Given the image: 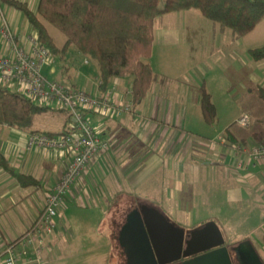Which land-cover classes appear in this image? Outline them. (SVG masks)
Returning a JSON list of instances; mask_svg holds the SVG:
<instances>
[{"label": "crops", "instance_id": "crops-1", "mask_svg": "<svg viewBox=\"0 0 264 264\" xmlns=\"http://www.w3.org/2000/svg\"><path fill=\"white\" fill-rule=\"evenodd\" d=\"M23 1L37 10L39 0ZM1 5L17 34L23 36L35 31L23 12L2 2ZM262 24L264 20L254 30ZM240 40L234 38L230 29L221 30L218 24L196 10L167 13L156 22L150 63L158 76L168 77L166 79L180 82L187 88L205 79L212 100L216 95L214 83L219 77L208 62L217 49ZM78 53L81 65L69 77L66 76L68 73L59 71L55 66L48 67L53 78L46 76L85 89L92 95L102 96L111 89L113 101L132 104V76L112 77L103 93L98 63L95 66L88 57ZM157 56L162 61L156 66ZM168 86V82H155L137 106L132 104L130 111L117 116L86 113L91 124L109 141L110 146L89 161L66 197L56 217L55 231L45 238L43 256L48 263V257L55 251L58 242L65 238L63 230L66 226L70 232L81 233V236H75L79 241L98 242L104 249L103 256L109 261L130 264L122 232L132 215L152 209L181 227L172 219V215L182 200L193 203L194 195H189V190L196 183V176L200 177V172L205 174L208 170L205 164L210 160L207 159L218 158L213 162L215 168H211V177L215 179L216 169H219V177L224 182L223 190H218L213 198L223 196L227 201L237 203L244 200L247 192L264 191V161H249L242 153L247 149L240 150V146L228 141L225 136L223 141L211 145L199 138L197 141L189 128L182 126L183 108L177 106L184 98L183 102L188 103V92L180 94L175 85ZM223 94L231 96L226 89ZM196 100L200 103L201 94L197 95ZM252 112L242 110V114L248 113L251 119L254 118ZM63 128L70 129L71 126L64 125ZM34 129L47 132L62 130ZM1 130L4 136L0 139V157L13 170L0 162V264H3L5 247L25 233L35 221L68 160L59 151L27 147V137L32 130L9 126H2ZM230 157L231 160H228ZM16 174L31 176L36 182L23 184ZM154 185H161V190L155 192ZM262 219L264 222V215ZM211 220L219 226L226 245L223 227L215 219ZM202 225L191 224L189 228H181L186 232ZM89 232L97 235L89 236ZM254 247L263 261L264 251Z\"/></svg>", "mask_w": 264, "mask_h": 264}, {"label": "trees", "instance_id": "trees-1", "mask_svg": "<svg viewBox=\"0 0 264 264\" xmlns=\"http://www.w3.org/2000/svg\"><path fill=\"white\" fill-rule=\"evenodd\" d=\"M1 2L23 12L37 31L40 41L53 54L65 52L73 44L78 52L95 60L99 66L103 93L112 77L131 75L134 106L145 98L152 84L166 81V77L154 73L150 63L155 25L163 15L196 10L218 24L221 30L230 29L234 38L245 36L264 20V0H39L36 11L27 1ZM46 24L54 26L66 36L61 48L49 34ZM250 51L256 60L264 59V45ZM257 89L263 102L258 108L262 116L257 121L256 130L248 132L247 127L235 122L225 131V138L240 146L239 149H249L264 142V88L260 86ZM201 90L200 103L204 118L212 122L215 105L205 85ZM55 110L68 113L64 108L40 104L17 89L0 83L2 126L35 131L37 117ZM67 131L63 128L50 133ZM0 162L13 171L3 157H0ZM16 176L23 184L36 182L31 176Z\"/></svg>", "mask_w": 264, "mask_h": 264}, {"label": "rangeland", "instance_id": "rangeland-1", "mask_svg": "<svg viewBox=\"0 0 264 264\" xmlns=\"http://www.w3.org/2000/svg\"><path fill=\"white\" fill-rule=\"evenodd\" d=\"M46 26L49 34L61 48L66 42V36L54 26L50 24H46ZM239 39H241V42L238 41L226 48L220 47V49H217L208 62V66L212 67L217 77H219V80L217 79L214 83L216 95L212 102L216 110L212 122L204 118L201 103L197 100L194 101L195 98L197 99V95L202 93V84L205 85L208 91L205 79L201 83L197 81L195 86L192 84L191 88H187L188 86L180 82L174 83L169 79L165 81L168 82V87L175 85L180 94L185 91L188 92V103L183 102L184 98L177 106L183 108L181 109L182 126L189 128L197 141L199 138L200 141L210 145L223 141L226 129L237 122L242 110L254 111V113L252 112L254 118L251 119L250 126L246 128L248 132L256 130L259 123L257 121L262 116L258 108L263 101L257 87L264 88V60H256L251 55L250 50L264 44V24ZM220 43H222L221 40ZM78 54L75 45H70L65 52L53 55L55 59L53 64L47 65L43 73L49 78H53L48 67L55 66L59 71L68 73L66 76L69 77L81 65ZM89 60L93 65H97L95 60L91 58ZM189 60H192L191 57ZM155 61L157 66V63L162 60L158 59L157 56ZM126 76L131 77V75ZM10 88L16 90L14 85H11ZM225 89L230 92V97L223 94ZM179 93L177 94L179 95ZM178 100L177 97V102ZM52 107L60 108L57 104ZM68 115V113L59 110L44 112L37 117L34 127L40 130L59 131L64 125L71 126L72 120ZM252 123H254V126H252ZM1 127L2 125H0V139L2 140L4 133ZM214 154L215 152L211 153L212 156ZM207 160H210L208 164H205L209 167V172L208 170L205 174L200 172V177L196 176V183L189 190V195H194L193 203L182 200L172 215V219L179 226L188 228L191 227V224L199 226L205 224V220L215 219L223 227L226 245L235 246L246 239L252 245L264 251V222L262 219L264 215V191L247 192L244 200L237 203L227 201L223 196L216 195L213 198L218 190H223L224 182L219 177V169H216L215 179L213 177V180L211 177V168H215L213 162H216L218 158ZM228 160H231V157ZM142 186L145 187V185ZM153 188L155 192H158L161 190V185H158V187L154 185ZM184 196L187 197V193ZM204 202H206L205 205H202ZM212 213L215 215H211ZM63 231L66 234L65 238L58 242L55 251L48 257L49 264H115L103 256L104 249L98 245V242L96 244L81 242L78 237L75 238L76 235L81 236V233L70 232L66 226H64ZM96 235L94 232H89V236Z\"/></svg>", "mask_w": 264, "mask_h": 264}, {"label": "built area", "instance_id": "built-area-1", "mask_svg": "<svg viewBox=\"0 0 264 264\" xmlns=\"http://www.w3.org/2000/svg\"><path fill=\"white\" fill-rule=\"evenodd\" d=\"M0 41V83L9 87L14 85L18 91L40 104L50 107L57 104L68 111L72 120L71 128L64 133H29L27 147L59 151L67 157L68 162L35 221L18 239L8 244L3 253V264H49L43 256L45 238L55 231L56 217L66 197L89 161L110 146L109 141L91 124L86 113L117 116L130 111L133 103L120 104L113 101L111 89L97 96L61 80L49 79L42 69L54 60V54L40 41L36 30L23 36L17 34L1 3ZM237 123L249 127L251 116L243 113ZM242 153L246 154L249 161L263 162L264 142Z\"/></svg>", "mask_w": 264, "mask_h": 264}, {"label": "water", "instance_id": "water-1", "mask_svg": "<svg viewBox=\"0 0 264 264\" xmlns=\"http://www.w3.org/2000/svg\"><path fill=\"white\" fill-rule=\"evenodd\" d=\"M138 216V218H134ZM130 264H235L232 251L214 221H209L186 235L183 228L171 223L152 209L132 215L122 232ZM239 264H264L255 247L243 240L234 246Z\"/></svg>", "mask_w": 264, "mask_h": 264}, {"label": "flooded vegetation", "instance_id": "flooded-vegetation-1", "mask_svg": "<svg viewBox=\"0 0 264 264\" xmlns=\"http://www.w3.org/2000/svg\"><path fill=\"white\" fill-rule=\"evenodd\" d=\"M135 219L136 218H138V216H136V217H134ZM185 234L186 235H190L191 234V231H186L185 232ZM230 248V250L232 251V259L234 260V263L235 264H239L237 261H236V258H235V255H234V247H229ZM195 256V255H194ZM194 256H190V257H187V258H182L181 260H179V261H177V262H175V263H173V264H181L182 263V261H184L185 259H188V258H192V257H194ZM264 263V262H263Z\"/></svg>", "mask_w": 264, "mask_h": 264}]
</instances>
